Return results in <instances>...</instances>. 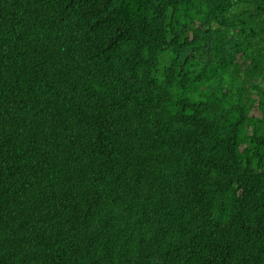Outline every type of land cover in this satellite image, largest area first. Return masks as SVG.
<instances>
[{"label":"trees","instance_id":"16d2710c","mask_svg":"<svg viewBox=\"0 0 264 264\" xmlns=\"http://www.w3.org/2000/svg\"><path fill=\"white\" fill-rule=\"evenodd\" d=\"M0 264H264V0H0Z\"/></svg>","mask_w":264,"mask_h":264}]
</instances>
